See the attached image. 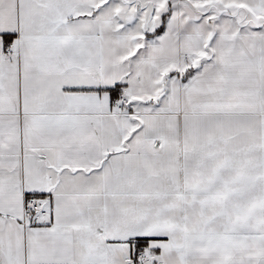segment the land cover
Segmentation results:
<instances>
[{
  "label": "snow or ice",
  "instance_id": "1",
  "mask_svg": "<svg viewBox=\"0 0 264 264\" xmlns=\"http://www.w3.org/2000/svg\"><path fill=\"white\" fill-rule=\"evenodd\" d=\"M0 264H264V0H0Z\"/></svg>",
  "mask_w": 264,
  "mask_h": 264
}]
</instances>
